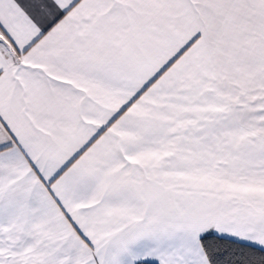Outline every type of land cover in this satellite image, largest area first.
Masks as SVG:
<instances>
[{"label":"snow or ice","instance_id":"6c2138e0","mask_svg":"<svg viewBox=\"0 0 264 264\" xmlns=\"http://www.w3.org/2000/svg\"><path fill=\"white\" fill-rule=\"evenodd\" d=\"M0 264H264V0H0Z\"/></svg>","mask_w":264,"mask_h":264}]
</instances>
